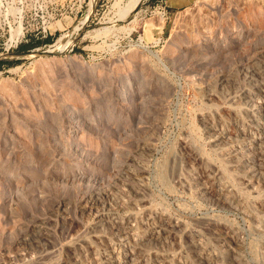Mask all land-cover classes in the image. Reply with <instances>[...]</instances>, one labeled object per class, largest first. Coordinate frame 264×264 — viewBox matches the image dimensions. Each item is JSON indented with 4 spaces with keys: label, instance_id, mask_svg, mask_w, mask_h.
Returning <instances> with one entry per match:
<instances>
[{
    "label": "rangeland",
    "instance_id": "1",
    "mask_svg": "<svg viewBox=\"0 0 264 264\" xmlns=\"http://www.w3.org/2000/svg\"><path fill=\"white\" fill-rule=\"evenodd\" d=\"M0 62V264H264V0H0Z\"/></svg>",
    "mask_w": 264,
    "mask_h": 264
},
{
    "label": "bare ground",
    "instance_id": "2",
    "mask_svg": "<svg viewBox=\"0 0 264 264\" xmlns=\"http://www.w3.org/2000/svg\"><path fill=\"white\" fill-rule=\"evenodd\" d=\"M258 55V54H257ZM261 56V55H260ZM246 57V56H245ZM255 60V59H254ZM254 67V66H253ZM249 74V78L248 79H250V81H248V82H250V87H249V89H246V90H248V92L246 93V96H245V99H246V105L247 106H249L250 108H252L255 104H254V102H255V100H256V97H257V95H261L262 97L264 96V67H255L254 69H253V71H251V72H249L248 73ZM241 77V76H240ZM247 79V80H248ZM236 80V79H235ZM227 81H230V80H227ZM245 83V82H244ZM237 84V83H236ZM234 85V84H233ZM245 85V84H244ZM247 85V84H246ZM230 87V86H229ZM242 88H243V86H241ZM248 87V86H247ZM221 88H222V86H221ZM235 88H237L238 89V87H235ZM225 90H226V87H225ZM221 91V90H220ZM229 91V90H228ZM227 92V91H226ZM226 92H225V94H226ZM224 94V93H223ZM220 95V94H219ZM260 97V96H259ZM213 98V97H212ZM225 98V97H224ZM237 99V98H236ZM240 99V98H239ZM238 99V100H239ZM259 99V98H258ZM214 100V99H213ZM233 100V99H232ZM221 101V100H220ZM230 102V101H229ZM241 101L239 100V103H240ZM257 102V101H256ZM244 103V102H243ZM235 104V103H234ZM257 104H259V103H257ZM261 104V103H260ZM213 105V104H212ZM264 105V104H263ZM258 107H260V105L258 106ZM226 109V108H225ZM258 109H262L263 110V107L262 108H258ZM255 111V110H254ZM251 112V111H250ZM262 112V111H261ZM200 113V112H199ZM213 113V112H212ZM215 113V112H214ZM231 113V112H230ZM201 114V113H200ZM247 114V113H246ZM261 114V113H260ZM214 115V114H213ZM226 115V114H225ZM206 116V115H205ZM227 116V115H226ZM225 116V117H226ZM249 116H251V115H249ZM201 117V116H200ZM224 117V118H225ZM206 118H208V117H206ZM233 118V117H232ZM250 118V117H249ZM260 118V117H259ZM218 119V118H217ZM252 119V118H251ZM203 120V119H202ZM202 120H199V121H202ZM233 120V119H232ZM204 121V120H203ZM208 121V120H207ZM211 121V120H210ZM241 121V120H240ZM244 122V121H243ZM252 124H254L253 123V119H252ZM250 122V123H251ZM255 122V121H254ZM261 122V121H260ZM203 124H205V122L203 123ZM208 124V123H207ZM206 124V125H207ZM219 124V123H218ZM256 124H257V122H256ZM258 124H260V123H258ZM210 125V124H209ZM212 125V124H211ZM241 125V124H240ZM262 125V124H261ZM213 126V125H212ZM220 126V125H219ZM236 126V125H235ZM242 126V125H241ZM215 127V126H214ZM240 127V126H239ZM264 127V126H263ZM250 128V127H249ZM204 129V128H203ZM241 129V128H240ZM259 129H260V127H259ZM211 130V129H210ZM224 130V129H223ZM222 130V131H223ZM243 131V130H242ZM208 132H209V130H208ZM214 132V131H213ZM249 133V132H248ZM209 134H211V133H209ZM228 134V133H227ZM230 134H231V132H230ZM242 134V133H241ZM238 135V134H237ZM228 136H230V135H228ZM227 136V137H228ZM240 136V135H239ZM245 136V135H244ZM248 136V135H247ZM246 137V136H245ZM263 137V136H262ZM185 138V137H184ZM226 138V137H225ZM229 138V137H228ZM227 138V139H228ZM231 138H233V137H231ZM191 139V138H190ZM208 139V138H207ZM223 139V135H221V133H218V131H216L215 130V132H214V138L213 139H211V140H213V143L215 144V145H220V143H221V140ZM235 139V138H234ZM260 139V138H259ZM186 140H187V138H186ZM230 140V139H229ZM224 141H227L226 139L224 140ZM260 142V141H259ZM258 142V143H259ZM261 142L264 144V141H263V139L261 140ZM183 143V142H182ZM255 143V142H254ZM261 143V144H262ZM226 144V143H225ZM249 144V143H248ZM184 145V144H183ZM183 145H182V147H183ZM194 145V144H193ZM192 145V146H193ZM187 147V146H186ZM183 148H185V147H183ZM193 148V147H192ZM196 148V147H195ZM186 149V148H185ZM199 149V148H198ZM251 149V148H250ZM256 149H258L257 151H253V149H252V151L255 153V152H257L258 153V155L259 156H261L262 158H264V148L262 147V146H260L259 148L257 147ZM184 150V149H183ZM187 150V149H186ZM215 150V149H214ZM218 150V149H217ZM254 150H255V148H254ZM198 151V150H197ZM229 151V150H228ZM178 152V151H177ZM182 152H184V151H182ZM200 152V151H199ZM242 152V151H241ZM222 153V152H221ZM246 153H248V152H246ZM174 154V153H173ZM192 154V153H191ZM220 154V153H219ZM250 154V153H249ZM189 155V154H188ZM187 155V156H188ZM192 156V155H191ZM199 156V155H198ZM197 156V157H198ZM258 156V157H259ZM170 157V156H169ZM195 157V156H194ZM240 157V156H239ZM183 158V157H182ZM204 158V157H203ZM253 158V157H252ZM180 159V158H179ZM191 159V158H190ZM201 158H199V160H200ZM172 160V159H171ZM192 160V159H191ZM198 160V161H199ZM228 160V159H227ZM193 161V160H192ZM197 161V160H196ZM222 161V160H221ZM257 161V160H256ZM262 161V160H261ZM178 162H180V161H178ZM177 162V163H178ZM208 162V161H207ZM229 162V161H228ZM248 162V161H247ZM172 163H173V161H172ZM192 163H194V162H192ZM141 164V163H140ZM179 164V163H178ZM197 164V163H196ZM175 165V164H174ZM180 165V164H179ZM206 165V164H205ZM264 165V164H263ZM168 166V165H167ZM240 167V169H244V172H245V174H250V177L251 178H254V177H256V172L257 171H259V170H255L253 167H251V165H248V164H246L245 165V167L246 168H241V166H239ZM243 167V166H242ZM259 167V166H258ZM187 168V167H186ZM185 168V169H186ZM189 168V167H188ZM165 169H167V168H165ZM172 169V168H171ZM179 169V168H178ZM190 169V168H189ZM231 169V168H230ZM195 170V169H194ZM232 170V169H231ZM230 171V170H229ZM176 172V171H175ZM173 173H174V171H173ZM172 173V174H173ZM186 173V172H185ZM191 173H192V171H191ZM194 173V172H193ZM167 174V173H166ZM175 174V173H174ZM137 175V174H136ZM179 175H182V174H179ZM169 176H171V175H169ZM166 177V176H165ZM167 178H168V176H167ZM173 178H174V176H173ZM179 177H177V179H178ZM181 178H183V177H181ZM188 178V177H187ZM247 178V177H246ZM257 179V178H256ZM138 180V179H137ZM181 180V179H180ZM225 180V179H224ZM238 180V179H237ZM248 180H250V179H248ZM185 181V180H184ZM239 181V180H238ZM253 181V180H252ZM259 181H261V180H259ZM146 182V181H145ZM174 182V181H173ZM181 182V181H180ZM179 182V183H180ZM183 182V181H182ZM181 182V183H182ZM245 182H247V181H245ZM139 183V182H138ZM176 183V182H175ZM184 183V182H183ZM182 183V184H183ZM199 183V182H198ZM254 183V182H253ZM185 184V183H184ZM183 184V185H184ZM263 184V183H262ZM177 185H178V183H177ZM200 185V184H199ZM201 185H203L202 183H201ZM187 186V185H186ZM205 186V185H204ZM254 187H256V186H254ZM179 188V187H178ZM247 188V187H246ZM251 188V187H250ZM141 190V189H140ZM146 190V189H145ZM204 190V189H203ZM260 190V189H259ZM178 191V190H177ZM202 191V190H201ZM208 191V190H207ZM248 191V190H247ZM184 192V191H183ZM141 193V192H140ZM209 193V192H208ZM218 193H219V191H218ZM228 193V192H227ZM197 195V194H196ZM210 196V195H209ZM226 196V195H225ZM203 198V197H202ZM219 198H220V196H219ZM222 198H223V196H222ZM118 202V201H117ZM123 202V201H122ZM230 202V201H229ZM264 202V201H263ZM94 203V202H93ZM115 203V202H114ZM126 203V202H125ZM146 203H148V202H146ZM254 203V202H253ZM252 203V204H253ZM87 204H89V203H87ZM158 204V203H157ZM232 204V203H231ZM251 204V203H250ZM131 205V204H130ZM135 205V204H134ZM161 205V204H160ZM137 206V205H136ZM151 206V205H150ZM231 206H233V205H231ZM109 208V207H108ZM128 208H129V206H128ZM158 207H156V209H157ZM235 208V207H234ZM125 209V208H124ZM124 209H122V210H124ZM253 209V208H252ZM126 210V209H125ZM132 210V209H131ZM134 210V209H133ZM264 210V209H263ZM116 211V210H115ZM256 211V210H255ZM146 212V211H145ZM161 213V212H160ZM126 215H127V213H125ZM130 214V213H129ZM134 214V213H133ZM132 214V215H133ZM148 214V213H147ZM120 215V214H119ZM122 215V214H121ZM120 215V216H121ZM132 215L129 217V218H127V219H125V218H117V217H114V218H111L112 219V221L116 224V227H117V224L119 225V226H121V228H122V226H126L127 228H126V230L128 229L129 230V232H134L135 231V229L133 228V224L131 223V217H132ZM146 215V214H145ZM171 215V214H170ZM245 215V214H244ZM112 216H114V215H111V217ZM116 216V215H115ZM156 216V215H155ZM106 217V216H105ZM108 217V216H107ZM141 217V216H140ZM104 218V217H103ZM109 218V217H108ZM107 218V219H108ZM173 218V217H172ZM133 219H134V217H133ZM133 219H132V221H133ZM98 220V219H97ZM103 220V219H102ZM109 220H110V218H109ZM167 220V219H166ZM105 221V220H104ZM103 221V222H104ZM109 222V221H108ZM135 222V221H134ZM140 222V221H139ZM160 222V221H159ZM167 222V221H166ZM255 222V221H254ZM113 223V224H114ZM161 223H163V222H161ZM100 224V223H99ZM164 224H165V222H164ZM106 225V224H105ZM165 225H167V223L165 224ZM107 226V225H106ZM113 226V225H112ZM141 226H142V224H141ZM209 226V225H208ZM103 227V226H102ZM101 227V228H102ZM147 227V226H146ZM174 227V226H173ZM175 227H176V225H175ZM178 227V226H177ZM213 227V226H212ZM98 228H99V226H98ZM104 228V227H103ZM125 228V227H124ZM136 228V227H135ZM172 228V227H171ZM223 228V227H222ZM105 229V228H104ZM103 229V230H104ZM109 229H112L111 228V226H110V228ZM143 229V228H142ZM208 229V228H207ZM214 229V228H213ZM41 230H42V228H41ZM102 230V229H101ZM122 230V229H121ZM126 230H124V231H126ZM127 230V231H128ZM204 230H206V229H204ZM47 231V230H46ZM208 231V230H207ZM215 231V230H214ZM255 231H257L256 229H255ZM34 232V231H33ZM36 232V231H35ZM97 232H99V231H97ZM102 232V231H101ZM116 233H117V231H115ZM115 232H113V233H115ZM122 232H123V230H122ZM149 232V231H148ZM196 232V231H195ZM219 232V231H218ZM100 233V232H99ZM115 233V234H116ZM120 233V232H119ZM135 233V232H134ZM127 234V232L125 233V235ZM129 234V233H128ZM155 234V233H154ZM212 234H213V232H212ZM38 235V234H37ZM37 235H36V237H37ZM42 235H43V233H42ZM124 235V236H125ZM135 235V234H134ZM142 235V234H141ZM151 235V234H150ZM194 235H195V233H194ZM197 235V234H196ZM44 236H46L45 234H44ZM130 236V235H129ZM129 236H127V237H129ZM147 236V235H146ZM174 236V235H173ZM213 236V235H212ZM218 236H220V235H218ZM29 237V236H28ZM31 237V236H30ZM29 237V239L31 240V241H35L34 239L32 240L31 238ZM43 237V236H42ZM135 237V236H134ZM133 237V238H134ZM139 237V236H138ZM188 237V236H187ZM25 238V237H24ZM33 238V237H32ZM48 238V237H47ZM121 238H124V237H122L121 236ZM120 238V236H119V240L121 239ZM230 238V237H229ZM43 239V238H42ZM46 239V238H45ZM104 239V238H103ZM116 239H118V238H116ZM115 239V240H116ZM172 239V238H171ZM110 240V239H109ZM130 240V239H129ZM138 240H139V238H138ZM23 241H24V243L27 241L26 240V238L25 239H23ZM42 241V240H41ZM107 241V240H106ZM36 242V241H35ZM130 242H132V241H130ZM134 242V241H133ZM132 242V243H133ZM140 242V241H139ZM138 242V243H139ZM142 242V241H141ZM140 242V243H141ZM30 243V242H29ZM28 243V244H29ZM108 243V242H107ZM136 243H137V241H136ZM167 243V242H166ZM203 243V242H202ZM115 244V243H114ZM131 244V243H130ZM135 244V243H134ZM42 246H46L45 244H41ZM120 245V244H119ZM132 245V244H131ZM142 245V244H141ZM36 246V245H35ZM114 246L115 245H113L112 244V249L114 248ZM136 246V245H135ZM201 246V245H200ZM40 247V246H39ZM32 247H30V249H31ZM34 248L35 247H33V250H34ZM131 248H132V246H131ZM134 248V247H133ZM200 248H202V247H200ZM46 249V247L44 248V250ZM38 250V249H37ZM36 250V251H37ZM132 250V249H131ZM197 250V249H196ZM199 250V249H198ZM210 250V249H209ZM40 251V250H39ZM135 251H138V250H135ZM142 251V250H141ZM143 251H145V250H143ZM143 251H142V253H143ZM48 252V251H47ZM113 252H116V251H114L113 250ZM119 252V251H118ZM132 252V251H131ZM147 252V251H146ZM174 252V251H173ZM140 253V252H139ZM199 253V252H198ZM83 254V253H82ZM132 254V253H131ZM138 255V254H137ZM136 255V256H137ZM84 256H85V254H84ZM83 256V257H84ZM132 255H130V257H131ZM135 256V255H134ZM185 256V255H184ZM197 256V255H196ZM72 257V256H71ZM76 257V256H75ZM80 257H81V255H80ZM82 257V258H83ZM95 257V256H94ZM115 257H117L116 256V254H115ZM130 257H128L129 259H127L128 261H127V264H137L136 262H135V260L134 259H130ZM77 258V257H76ZM112 258V257H111ZM132 258V257H131ZM137 258H138V256H137ZM179 258V257H178ZM46 259V258H45ZM73 259V258H72ZM78 259V258H77ZM85 259V258H84ZM95 259V258H94ZM117 259V258H116ZM125 259V258H124ZM227 259V258H226ZM44 260V259H43ZM76 259H74V261H75ZM113 260V259H112ZM118 260V259H117ZM146 260V259H145ZM201 260V259H200ZM237 260V259H236ZM80 261V260H79ZM78 261V262H79ZM229 261V260H228ZM73 262V261H72ZM119 262V261H118ZM118 262H116V263H118ZM171 262V261H170ZM79 263H81V262H79ZM78 263V264H79ZM144 263V262H143ZM238 263V262H237ZM74 264V263H73ZM84 264V263H83ZM123 264V263H122ZM139 264V263H138ZM141 264V263H140ZM168 264V263H167ZM205 264V263H204ZM236 264V263H235Z\"/></svg>",
    "mask_w": 264,
    "mask_h": 264
},
{
    "label": "trees",
    "instance_id": "3",
    "mask_svg": "<svg viewBox=\"0 0 264 264\" xmlns=\"http://www.w3.org/2000/svg\"><path fill=\"white\" fill-rule=\"evenodd\" d=\"M156 1V0H155ZM0 64H2L1 62H0Z\"/></svg>",
    "mask_w": 264,
    "mask_h": 264
}]
</instances>
